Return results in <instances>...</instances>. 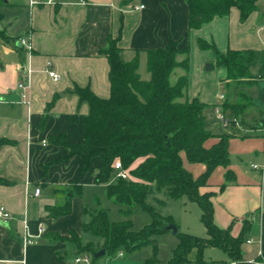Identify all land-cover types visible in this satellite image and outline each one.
<instances>
[{
    "label": "crops",
    "instance_id": "1",
    "mask_svg": "<svg viewBox=\"0 0 264 264\" xmlns=\"http://www.w3.org/2000/svg\"><path fill=\"white\" fill-rule=\"evenodd\" d=\"M48 1L0 0V29L11 37L9 42L0 38V177L5 181L0 183V206L12 214L9 223L0 221V264H79L74 258L77 245L56 235L68 239L74 231L84 243L94 239L83 232L84 222L90 220L85 209H91L83 197L89 188L94 192V205L101 203L97 189L106 184L95 180L100 159L93 160V172L82 181V196H72L67 189L79 176L82 159L74 156L63 161L68 150L49 138L65 133L72 143L82 141V119L90 108L75 93L76 88H90L101 98L110 96V67L102 53L110 37L118 39L124 61L139 58L138 72L145 81L151 78L149 49L165 47L170 38L189 43L188 87L192 81L198 85L188 99L216 104L206 111V128L216 136L230 135V165L218 166L200 192L214 193L211 201L218 227L233 225L232 233L237 236L244 220L249 221L247 238L253 243L242 245L244 258L264 264V79L230 78L228 69L217 65L216 53L199 45L205 40L221 53L255 51L251 73L264 71V0L244 21L240 10L232 7L229 15L192 30L187 0ZM21 37L30 40V50L18 42ZM183 58L178 56L179 61ZM208 62L207 71L204 65ZM23 65L32 69L29 75L21 69ZM50 71L60 79L54 80ZM184 73L177 68L171 83ZM22 81L29 85L30 107L22 101L18 87ZM220 85L226 86L221 101ZM217 108L229 122L227 126L219 122ZM72 116L79 121L68 120ZM218 141V137L210 138L205 146ZM183 158L195 177L206 170L205 164ZM228 170L234 179L221 190ZM37 187L40 195L32 196ZM69 198V214L49 215L50 207L64 205ZM40 227L43 233H39ZM26 234L31 235L32 243H25Z\"/></svg>",
    "mask_w": 264,
    "mask_h": 264
},
{
    "label": "trees",
    "instance_id": "2",
    "mask_svg": "<svg viewBox=\"0 0 264 264\" xmlns=\"http://www.w3.org/2000/svg\"><path fill=\"white\" fill-rule=\"evenodd\" d=\"M259 1L187 0L189 30L198 29L216 17L229 15L232 7L240 10V19L244 21L258 8ZM0 38L6 42L11 40L1 29ZM199 45L204 50L216 53L217 65L226 67L232 79L252 82L258 75L264 77L263 70L257 75L251 73L255 51L228 50L221 53L214 44L205 40H200ZM102 53L107 56L110 67V96L101 98L90 88H76L75 93L90 108L88 115L82 119V141L72 143L65 133L49 139L53 144L68 150L63 161H69L74 156L82 159L79 176L69 185L67 193L82 196V181L93 172V160L99 158L95 180L98 184H106L107 196L124 207L122 212L128 218L111 221L108 211L98 203L94 210L85 209L90 220L84 222L83 232L91 234L93 240L84 243L74 231H70L68 239L59 234L56 237L74 242L78 254H89L94 259H98L94 254L101 249L111 256L121 250L132 253L145 246L155 245L156 235L170 231L164 230V227L174 223L171 215H162L148 201L149 197L163 193L170 199L185 196L197 202L202 209L201 221L206 228L205 237L179 231L176 235L178 243L167 264H208L203 257L208 247L224 250L230 259L229 262L214 261L213 264H255L245 260L242 249L248 236L249 221L244 220L237 236L232 233L233 225L218 227L211 201L214 193L200 192L218 166L227 168L230 165V135L216 136L206 128V111L213 109L216 104L204 103L198 98H185L189 82V43L170 38L165 47L149 49L147 68L151 78L148 81L140 77L138 57L128 62L122 59L117 38L110 37ZM180 55L184 56L181 61L178 60ZM177 68H182L185 73L172 84L170 79ZM68 120L79 121V118L72 116ZM213 137H218L219 141L207 148L205 143ZM183 155L190 163L205 164L206 170L195 177L185 167ZM117 160L128 171L127 179L116 177L114 163ZM225 177L226 182L221 190L234 179L233 172L228 170ZM3 182L4 179L0 177V183ZM154 200L165 203L163 199ZM70 201L71 198L64 205L50 207L49 215L57 218L69 214ZM135 206L152 217L151 223L138 230L134 229L133 221L129 218ZM193 250H196V255L191 259ZM144 264H158L156 256L147 259Z\"/></svg>",
    "mask_w": 264,
    "mask_h": 264
},
{
    "label": "rangeland",
    "instance_id": "3",
    "mask_svg": "<svg viewBox=\"0 0 264 264\" xmlns=\"http://www.w3.org/2000/svg\"><path fill=\"white\" fill-rule=\"evenodd\" d=\"M209 62L204 65L205 70L208 71ZM217 71V70H214ZM145 74V71H143ZM213 72V71H212ZM214 73V72H213ZM175 74H172L171 81H174ZM217 77V74H216ZM198 85V81L194 83L191 82L190 88L187 87L185 90V98L188 99L190 93L194 90L195 86ZM218 93L225 94L226 86L221 85L217 88ZM220 101L222 99H219ZM219 120V119H218ZM220 122V121H219ZM100 197V206L108 211V215L111 221H122L128 218L122 212L123 206L115 202L113 199H110L107 196L106 188L97 189ZM86 194L83 197V200L88 204L91 209H95L92 190L87 188ZM163 199L165 203H159L154 200ZM148 201L155 205L157 211L162 215H171L175 225L178 226L179 231L193 234L198 237H205L206 231L205 227L201 221L202 209L197 202L189 200L187 197H182L179 199H170L165 196L163 193L155 194L148 198ZM129 218L133 221L134 229L138 230L144 227L145 225L151 223V215L141 209L138 206L132 208V213ZM157 242L155 245L145 246L137 251L132 253H127L123 250L116 252L114 255H104L98 259H94L91 255L92 264H144L147 259L153 258L156 256L158 264H167L171 259L173 254V249L178 243V238L176 235H173L171 231L166 233H161L156 235ZM120 252H123L124 257H120ZM196 255V250H193L190 253V258L193 259ZM76 257V256H75ZM74 257V258H75ZM204 259L208 264H213L214 261L220 262H229L230 259L226 252L220 248L208 247L204 250L203 254Z\"/></svg>",
    "mask_w": 264,
    "mask_h": 264
},
{
    "label": "built area",
    "instance_id": "4",
    "mask_svg": "<svg viewBox=\"0 0 264 264\" xmlns=\"http://www.w3.org/2000/svg\"><path fill=\"white\" fill-rule=\"evenodd\" d=\"M52 0H49L48 3H51ZM18 42L25 46L27 49H31V44H30V40L27 38V37H21L18 39ZM21 69H23L25 71V73L27 75H29L32 71V69L29 67V66H22ZM50 76L54 79V80H59L60 79V76L54 72V71H50ZM258 78H263L264 77H261L258 75ZM19 89L22 90V94H21V97H22V101L23 103L27 104L29 107H30V103L27 99V95H26V91L29 87L28 84H26L25 81H22L19 83L18 85ZM219 99H224L225 98V95L223 94H219L218 96ZM216 112L219 114V120L220 122L223 124V126H227L229 124V122L227 121L226 117L224 115H222L220 113V109H216ZM263 131H264V126H263ZM254 168H258L257 165H252ZM114 171H115V174H116V177L117 178H123V179H127L129 177V173L126 169H124V167L122 166V163L120 160H117L115 163H114ZM41 193V189L39 187H37L34 191V193H32V196H39ZM12 219V214L10 213V211H8V209L4 206V205H1L0 206V221L1 222H4V223H9ZM28 227L26 226V229ZM44 232V229L43 227H40L39 228V233H43ZM25 243L26 244H30L33 242V239L31 237V235H28L26 234L25 235ZM246 243L248 244H251L253 243V239L251 238H247L246 239ZM123 252H120V256H123ZM259 255L262 256L263 253L262 251H259ZM75 261L76 263H79V264H92L91 263V256L89 254H78L76 255L75 257ZM252 263H255V264H260V261H255V260H252L251 261ZM233 264V263H231Z\"/></svg>",
    "mask_w": 264,
    "mask_h": 264
},
{
    "label": "water",
    "instance_id": "5",
    "mask_svg": "<svg viewBox=\"0 0 264 264\" xmlns=\"http://www.w3.org/2000/svg\"><path fill=\"white\" fill-rule=\"evenodd\" d=\"M4 224H7V223H4ZM164 230H170L173 235H177L178 232H179L178 226L175 225L174 223L168 224L166 227H164ZM104 255H106V250L105 249H101L100 251H98L97 253L94 254V257L95 258H99V257H102Z\"/></svg>",
    "mask_w": 264,
    "mask_h": 264
}]
</instances>
